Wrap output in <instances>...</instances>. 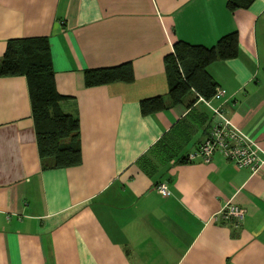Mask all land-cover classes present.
Segmentation results:
<instances>
[{"label": "crops", "instance_id": "1", "mask_svg": "<svg viewBox=\"0 0 264 264\" xmlns=\"http://www.w3.org/2000/svg\"><path fill=\"white\" fill-rule=\"evenodd\" d=\"M227 1L0 0V58L9 39L47 38L80 148L79 165L43 169L26 81L0 77V264H264V0L233 11ZM231 32L237 56L205 68L220 99L190 93L140 113L142 100L166 98L175 41L208 48ZM123 62L130 83L84 86L85 70ZM214 108L257 146L258 172L218 154L184 159ZM226 203L240 221L216 216Z\"/></svg>", "mask_w": 264, "mask_h": 264}, {"label": "trees", "instance_id": "2", "mask_svg": "<svg viewBox=\"0 0 264 264\" xmlns=\"http://www.w3.org/2000/svg\"><path fill=\"white\" fill-rule=\"evenodd\" d=\"M252 1L228 0L226 8L229 11L246 8ZM237 39L236 32L227 33L208 48L175 41L172 44V53L163 58L167 81L166 98L156 96L142 100L139 102L140 113L149 115L180 104L190 93L195 95L191 103L197 98L210 100L217 88L205 68L213 62L235 58L238 54ZM14 76H22L26 81L41 167L54 169L79 165L78 121L75 116L60 109V103L67 97L58 94L55 89L47 38H16L5 42L0 58V77ZM132 80L129 62L83 72L86 88L111 83H130ZM164 147L165 143L161 141L153 149L156 153L161 152L160 155L165 158L170 152ZM156 157L159 158L158 154ZM147 167L152 170L149 164Z\"/></svg>", "mask_w": 264, "mask_h": 264}, {"label": "built area", "instance_id": "3", "mask_svg": "<svg viewBox=\"0 0 264 264\" xmlns=\"http://www.w3.org/2000/svg\"><path fill=\"white\" fill-rule=\"evenodd\" d=\"M223 95V90L216 89L212 98L218 100ZM211 110L213 116L217 118V121L211 126L203 141L186 154V161L192 162L198 158L202 162L208 163L214 154H218L221 158L237 168H246L250 173L258 172L262 160L258 157L257 146L246 135L237 130L233 124L223 116L220 110L216 108ZM155 190L161 196L168 195L164 183L158 184ZM216 216H220L225 220L240 221L242 218V211L237 206L226 203L223 208L217 212Z\"/></svg>", "mask_w": 264, "mask_h": 264}]
</instances>
